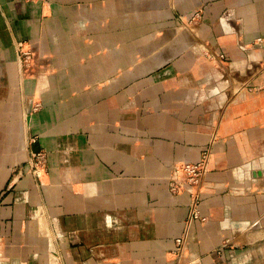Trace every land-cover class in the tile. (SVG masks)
I'll return each mask as SVG.
<instances>
[{"label":"crops","instance_id":"1","mask_svg":"<svg viewBox=\"0 0 264 264\" xmlns=\"http://www.w3.org/2000/svg\"><path fill=\"white\" fill-rule=\"evenodd\" d=\"M207 148L183 264H264V0H0V264H175Z\"/></svg>","mask_w":264,"mask_h":264},{"label":"built area","instance_id":"2","mask_svg":"<svg viewBox=\"0 0 264 264\" xmlns=\"http://www.w3.org/2000/svg\"><path fill=\"white\" fill-rule=\"evenodd\" d=\"M23 1L27 3H41L44 0H16ZM20 53V60L24 63L29 62L30 53L23 51V45L20 44L18 47ZM211 158V148H207L202 155V158L197 163H185L182 166H177L175 168L174 183L175 192H180L183 188L187 189L191 195V201L189 204V214L184 223V230L182 235L177 238L178 250L176 251V258H183V248L186 242L190 238L192 228L196 222L205 221V217L202 216L200 211V183L201 180L205 178L209 171V164ZM37 177L42 180V174L37 172Z\"/></svg>","mask_w":264,"mask_h":264},{"label":"rangeland","instance_id":"3","mask_svg":"<svg viewBox=\"0 0 264 264\" xmlns=\"http://www.w3.org/2000/svg\"><path fill=\"white\" fill-rule=\"evenodd\" d=\"M199 16V13H196V15L194 16L193 19H196V17ZM28 52V51H27ZM30 53V52H29ZM32 60V54L30 53V58H29V62L28 63H24L25 67H27V65L30 63V61ZM36 109L40 108V105H36L35 107ZM26 136L24 139V144H25V150L28 152V159L25 163H23L22 165L17 166L16 168H14V175L12 178V181L15 180H19L20 178H23L24 176H33L34 178H36V180L42 184V180H39V178L37 177V172L41 173L42 176H46L48 175V169H49V164H48V155L46 150L41 146L40 144V137L36 134H33V132L31 130L26 131ZM185 163L182 164H178L175 166V168L177 166H182ZM175 168L173 171V174L169 180V189L171 191V193L173 195H180L182 193H186L188 192L187 189H182L180 192H175L174 190V183L176 181V179H174V173H175ZM204 179L201 180L200 183V187H199V191H200V200L199 203L201 204L202 202V191H201V187L203 185ZM189 193V192H188ZM190 195V193H189ZM190 201H191V195H190ZM199 204V205H200ZM188 214H189V209H188ZM203 216V215H202ZM188 217V215H187ZM186 217V219H187ZM205 217V216H204ZM205 221L202 222H206L207 221V217H205ZM186 221V220H185ZM188 245H189V240L186 242L184 248H183V253L184 256L186 254V252L188 251ZM178 243H177V239L175 242V249H174V255L176 256V251L178 250ZM184 256L183 258H176L175 257V264H183V260H184Z\"/></svg>","mask_w":264,"mask_h":264}]
</instances>
